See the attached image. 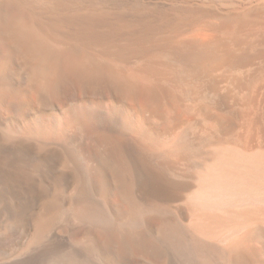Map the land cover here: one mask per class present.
Masks as SVG:
<instances>
[{
	"label": "bare ground",
	"instance_id": "1",
	"mask_svg": "<svg viewBox=\"0 0 264 264\" xmlns=\"http://www.w3.org/2000/svg\"><path fill=\"white\" fill-rule=\"evenodd\" d=\"M0 264H264V0H0Z\"/></svg>",
	"mask_w": 264,
	"mask_h": 264
},
{
	"label": "rangeland",
	"instance_id": "2",
	"mask_svg": "<svg viewBox=\"0 0 264 264\" xmlns=\"http://www.w3.org/2000/svg\"><path fill=\"white\" fill-rule=\"evenodd\" d=\"M8 259L7 258H5V257H1L0 258V262H2V261H7Z\"/></svg>",
	"mask_w": 264,
	"mask_h": 264
}]
</instances>
